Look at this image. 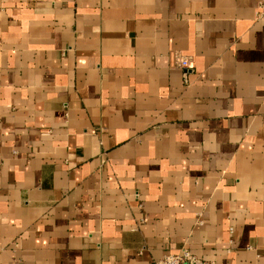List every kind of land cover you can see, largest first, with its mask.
I'll list each match as a JSON object with an SVG mask.
<instances>
[{"label": "crops", "instance_id": "crops-1", "mask_svg": "<svg viewBox=\"0 0 264 264\" xmlns=\"http://www.w3.org/2000/svg\"><path fill=\"white\" fill-rule=\"evenodd\" d=\"M258 2L0 0V264H264Z\"/></svg>", "mask_w": 264, "mask_h": 264}, {"label": "built area", "instance_id": "built-area-1", "mask_svg": "<svg viewBox=\"0 0 264 264\" xmlns=\"http://www.w3.org/2000/svg\"><path fill=\"white\" fill-rule=\"evenodd\" d=\"M257 17H264V0H259L257 8ZM176 67H178L182 72L183 84H188V75L191 73V60L188 58H183L177 56L175 59ZM138 197V195H135ZM152 264H212L208 261H203L192 255L188 251H182L178 254H168L161 259L153 262Z\"/></svg>", "mask_w": 264, "mask_h": 264}]
</instances>
